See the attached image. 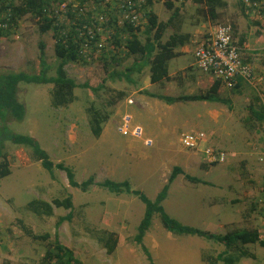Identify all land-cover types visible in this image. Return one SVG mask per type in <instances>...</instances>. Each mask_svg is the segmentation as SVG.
I'll return each mask as SVG.
<instances>
[{
    "label": "rangeland",
    "instance_id": "1",
    "mask_svg": "<svg viewBox=\"0 0 264 264\" xmlns=\"http://www.w3.org/2000/svg\"><path fill=\"white\" fill-rule=\"evenodd\" d=\"M171 1L174 8L180 9L174 26L179 25L181 33H188L190 41V33L200 31L194 34L191 47L214 27L227 25L232 27L237 44L242 39L239 45L242 58L256 71H264V29L254 27L250 22L252 17L241 13L238 0H225L227 5L220 10L219 21L213 24L197 17L191 0ZM20 2L14 0L15 4ZM147 9L163 23L172 13L164 6V0H151ZM172 32L168 27L162 41ZM139 35L145 38L142 33ZM40 44L44 45L48 76L54 77L59 64L54 52V32L40 33L29 14L20 16L9 34L0 37V71L38 74ZM137 59L124 53L118 57L109 53L93 63L67 62L65 73L76 84L86 83L90 87L103 84L106 89L95 94L89 88L76 87L72 102L65 106L52 105V84L19 83L17 100L25 108L24 119L20 122L8 119L5 125L10 132L35 138L54 164L62 162L73 170L77 182L90 176L95 183L105 179L127 181L133 190L151 201L168 183L172 167L179 166L184 173L209 185L191 183L178 176L168 184L162 202L167 215L183 225L217 235L233 230H259L256 202L263 185V168L258 155L264 122L258 121L252 111L264 107V92L257 93L247 84L237 89L220 85L217 95L225 103L179 101L168 105L147 96L146 92L175 98L202 94L216 80L200 72L192 53L188 52L168 61V74L172 75L169 81L149 88L147 67L130 76L124 75ZM118 92H123L124 97L104 109L111 115L101 135L94 138L87 107L101 106ZM124 114L130 115L132 122L143 129L141 140L117 132ZM188 131L205 132L210 144L226 151L228 159L208 165L199 151L184 149L179 138ZM146 139L151 141L150 145L144 144ZM18 148L10 142L4 147L11 173L0 179V264H37L55 231L60 243L73 250L82 264H148L141 247L133 240L144 213V204L138 198L115 195L96 185L82 192L68 185L63 171L54 169L52 178L34 159L21 168L15 158ZM25 151L31 156L30 149ZM66 196L71 197L73 217L57 229V218L68 211L59 208L54 209L51 217H37L25 209L35 198L51 201ZM20 221L34 234L49 233L50 240H32L21 229ZM106 231L118 233L111 254L106 253L105 243L111 244ZM143 245L151 255L152 264H197L200 252L214 257L224 249L203 238L166 231L157 214L145 233ZM244 248L247 255L240 256L236 264H264L263 246L257 243Z\"/></svg>",
    "mask_w": 264,
    "mask_h": 264
},
{
    "label": "trees",
    "instance_id": "2",
    "mask_svg": "<svg viewBox=\"0 0 264 264\" xmlns=\"http://www.w3.org/2000/svg\"><path fill=\"white\" fill-rule=\"evenodd\" d=\"M239 1V9L244 14V6L242 0ZM259 1V0H257ZM196 7L197 17L201 21L217 23L220 18V10L227 5L225 0H191ZM59 0H21L20 4H15L14 0H0V37L7 36L13 28L20 16L29 14L38 26L40 33H45L52 30L54 32V52L59 59V64L56 68L55 76H48L49 66L45 62L44 45H39V64L40 71L38 74H27L25 72H14L9 70L0 71V179L8 176L10 171V164L4 151L5 143L10 142L19 148L15 151V158L19 166L25 167L30 163V160H35L40 163L42 169L47 171L53 178V170L57 169L65 173L68 185L72 188H77L82 192H86L93 185L99 188L106 189L115 195L127 194L138 198L144 204L143 217L137 226V232L134 235V242L141 247L148 264H152V258L148 250L143 245V238L148 231L152 218L155 214L160 217L164 229L170 233L177 235H189L203 238L208 241L220 244L224 249L216 256L210 257L202 253V260L207 264H236L237 260L247 255L244 250L245 246L259 243L264 247V241L260 240L257 229H243L233 230L224 235L214 234L208 231H203L194 227L186 226L178 222L176 219L167 215L162 207V202L165 200L168 192V184L173 182L178 176L182 175L186 181L195 184L209 185L204 181L190 176L179 167L174 166L171 169V174L168 178V183L161 189L156 198L151 201L143 195L140 191L133 190L127 181L114 182L110 179H105L102 182L95 183L93 177H88L86 180L77 182L73 170L62 162L54 164L49 154L41 148L39 142L28 134L13 133L8 130L5 125L8 119L15 122H20L24 119L25 108L17 100V90L19 83H35V84H52V105L55 107L65 106L73 100V89L76 87L87 89L89 88L93 93H97L100 89H106L103 84L97 87H90L88 84H76L72 79L67 77L64 66L67 62H76L78 56V37L83 31L80 29L82 22L75 20L72 12L56 13L58 10L57 4ZM151 5V0H144L141 10L144 11L145 24L142 28L136 29L130 25L118 30V35L125 34L126 40L123 45L125 50H121L116 54L124 53L126 57L138 58L133 66L126 70V77L130 76L132 72H140L143 67L148 68L149 81L152 85H161L170 80L168 74V61L178 55L176 52L178 48H182L190 43V35L188 33H181L180 26H174V21L180 16V9L173 7L171 0H164V6L172 11L166 23L159 22L157 17L147 9ZM259 14L264 15V3ZM60 14H65L60 22ZM245 15V14H244ZM264 17V16H263ZM256 17L251 19V24L254 27L264 29V18ZM141 27V26H140ZM171 27L173 32L162 41L165 30ZM232 28V27H231ZM233 30V29H232ZM140 33L145 38L141 39ZM232 33V31H231ZM119 36V37H120ZM119 37L113 36L114 42ZM233 37V36H232ZM238 46L242 44L240 40ZM121 45V42L118 43ZM220 84L215 81L205 93L196 95L173 96L161 95L151 92H146L147 96L163 101L168 105H172L179 101H202V102H220L225 103L217 95ZM238 87L234 88L237 89ZM123 92H118L116 96L110 97L104 104L97 106L90 104L86 111L89 114L90 132L94 138H97L102 133L103 125L108 121L111 112L105 111L106 107L114 106L116 102L122 100ZM103 108V109H102ZM258 121H264V110L260 108L258 112L252 111ZM30 149L31 156L25 151ZM64 209L68 213L64 216H59L55 223L57 229L62 223L70 222L73 214V203L70 196L64 198H53L51 201L42 199H32L25 206V209L37 217H51L54 209ZM23 232L34 241L46 242L50 240L49 233L34 234L31 229L20 221ZM105 236L109 237L111 242L105 243L107 254H111L117 244V235L114 232H105ZM99 242V238L97 237ZM37 264H82V262L75 257L73 250L62 245L58 239V234L55 231L53 239L46 244L45 251L37 262Z\"/></svg>",
    "mask_w": 264,
    "mask_h": 264
},
{
    "label": "built area",
    "instance_id": "3",
    "mask_svg": "<svg viewBox=\"0 0 264 264\" xmlns=\"http://www.w3.org/2000/svg\"><path fill=\"white\" fill-rule=\"evenodd\" d=\"M58 10L72 12L75 20L82 22L83 31L78 37L79 62L93 63L105 58L109 53L112 56L125 50L123 45L126 35H118V30L130 25L133 28H142L145 24L144 11L141 7L144 0H59ZM244 14L251 16L259 14L264 0H242ZM65 14H60L61 22ZM141 26V27H140ZM113 36L119 37L116 42ZM121 42V45L118 43ZM240 46L233 40L231 28L227 25H218L203 38L193 50L196 68L202 73H208L226 89H233L244 83L259 92H264V71H256L241 56ZM131 103V101H129ZM264 109V108H263ZM117 132L134 139L143 138V129L132 122V117L124 114L117 127ZM184 149L199 151L206 164L215 165L224 163L228 153L212 146L209 138L203 131H188L179 138ZM145 145L151 141L144 140ZM258 161L263 168V185L256 202L259 214L260 240L264 241V131L258 155Z\"/></svg>",
    "mask_w": 264,
    "mask_h": 264
},
{
    "label": "crops",
    "instance_id": "4",
    "mask_svg": "<svg viewBox=\"0 0 264 264\" xmlns=\"http://www.w3.org/2000/svg\"><path fill=\"white\" fill-rule=\"evenodd\" d=\"M203 22H206V21H203ZM208 23H209V22H208ZM197 33H200V31H196L195 33H190V34H191V41H190V44H188V45H186V46H184V47L178 49V51H176V52L178 53V55H185V54H187L188 52H190V53H192V56H193V50H194V47H191V46H192L193 36H194V34H197ZM204 35H206V34H204ZM205 37H206V36L201 37V38H205ZM147 71H148V68H147ZM169 76H172V75H169ZM242 85H244V84H241L240 87H241ZM152 86H154V85H152V84H148V87H149V88H151ZM175 180H176V179H175ZM115 223L117 224V223H119V221H116ZM120 225H124V224H123V221H120ZM116 235H117V237H118V233H117V232H116ZM201 256H202V254H201V252H200V254H199L198 257H197V259H198V263H197V264H207L205 261L202 260V257H201Z\"/></svg>",
    "mask_w": 264,
    "mask_h": 264
},
{
    "label": "clouds",
    "instance_id": "5",
    "mask_svg": "<svg viewBox=\"0 0 264 264\" xmlns=\"http://www.w3.org/2000/svg\"><path fill=\"white\" fill-rule=\"evenodd\" d=\"M240 48H241V47H240ZM244 61H245V60H244ZM248 64H249V63H248ZM218 83H219V82H218ZM219 84H220V83H219ZM241 84H244V83H240V84H238L236 87L239 88ZM236 87H235V88H236ZM233 89H234V88H233ZM255 91H256L257 93H261V92H259V91H257V90H255ZM260 96H261V95H260ZM263 108H264V107H263ZM263 110H264V109H263ZM263 122H264V121H263ZM204 133H205V132H204ZM206 135H207V134H206ZM204 162H205V161H204Z\"/></svg>",
    "mask_w": 264,
    "mask_h": 264
}]
</instances>
